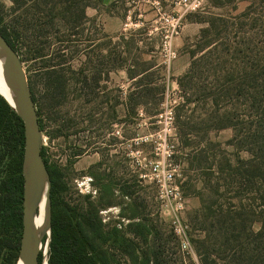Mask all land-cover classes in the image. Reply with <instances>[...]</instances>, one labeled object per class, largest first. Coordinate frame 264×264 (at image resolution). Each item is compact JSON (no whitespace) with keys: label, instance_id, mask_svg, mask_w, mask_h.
Instances as JSON below:
<instances>
[{"label":"rangeland","instance_id":"rangeland-1","mask_svg":"<svg viewBox=\"0 0 264 264\" xmlns=\"http://www.w3.org/2000/svg\"><path fill=\"white\" fill-rule=\"evenodd\" d=\"M178 1L103 0L101 5L91 0L85 10L88 21L79 27L46 28L39 38L21 27L16 52L44 124L45 158L59 182V197L77 206L80 213L92 215L95 206L104 231L115 228L126 233L133 222L148 225L155 245L166 242L164 264H199L189 224V214L199 207L198 186L189 180L193 188L184 186L186 249L172 231V212L157 199V173L160 177L176 166L179 187L187 181L183 170L191 179L195 175L192 145L179 143L173 127L176 109L183 104L176 79L189 66V53L200 55L197 46L203 42L216 41L222 55L225 41L264 39V0H226L219 6L211 0H189L187 6L177 5ZM32 3L26 0L13 10L12 0H0V26L13 20L21 24L15 18ZM172 18H180L171 39L176 57L164 62L160 43ZM213 18H223L228 27L214 20L216 27L211 29L207 21ZM208 27L207 33H201ZM121 61L124 67L134 65L138 70L154 66L149 73H154L159 94L144 106L135 104L140 89L132 84L137 80L130 81L124 70H114ZM47 62L50 69L44 66ZM51 71L60 76L58 81L54 76L48 78ZM231 137V129L208 135L210 141L234 154L226 145ZM239 156L248 158L244 151ZM155 165L158 172L153 170ZM133 212L138 216L130 220ZM6 237L13 240L14 233L8 231ZM136 241L146 249L140 238ZM7 256L4 250L0 264H6Z\"/></svg>","mask_w":264,"mask_h":264},{"label":"trees","instance_id":"trees-1","mask_svg":"<svg viewBox=\"0 0 264 264\" xmlns=\"http://www.w3.org/2000/svg\"><path fill=\"white\" fill-rule=\"evenodd\" d=\"M25 1L12 0L13 10ZM31 1L30 9L15 18L21 24L13 20L0 26V33L15 51L23 28L39 38L45 35L46 28L73 29L88 21L85 10L91 7V0ZM97 1L102 5L103 0ZM211 1L216 6L226 2ZM214 20L228 27L223 18H213L207 21L211 29L216 27ZM209 27L201 33H207ZM221 47L222 55L216 41L201 43L197 46L200 55L191 51L188 68L176 79L183 104L176 109L174 132L179 143L192 145L191 156L196 165L192 169L194 179L183 170L187 181L180 187L184 194L188 180L198 186L199 207L189 214V224L199 264H264V39L225 41ZM41 52L38 49L37 54ZM49 64L44 66L50 69ZM153 67L126 68L121 61L114 69L124 70L130 81L137 80L132 84L140 89L136 105L144 106L159 94L153 82L154 73H149ZM47 74L48 78L60 79L54 71ZM32 99L34 102L33 96ZM38 122L44 132L42 118L38 117ZM224 129L232 130L226 145L233 148L234 154L208 138L211 132ZM23 147V123L0 96V259L6 250V264L16 263L21 238ZM242 151L248 154L247 159L239 156ZM41 155L51 180L47 264L165 263L166 242L155 245L148 225L133 222L126 233L115 228L104 231L95 206L91 215L88 211L80 213L77 206L63 201L44 147ZM189 186L193 188V184ZM137 216L133 212L129 219L135 220ZM8 231L14 233L13 240L7 239ZM138 238L146 249L139 246Z\"/></svg>","mask_w":264,"mask_h":264},{"label":"water","instance_id":"water-1","mask_svg":"<svg viewBox=\"0 0 264 264\" xmlns=\"http://www.w3.org/2000/svg\"><path fill=\"white\" fill-rule=\"evenodd\" d=\"M0 74L12 103L4 100L22 121L24 129L22 231L15 264H47L51 230V180L41 155L43 135L23 63L1 33ZM42 202L43 220L37 227L35 218ZM40 255L42 259L39 261Z\"/></svg>","mask_w":264,"mask_h":264},{"label":"built area","instance_id":"built-area-1","mask_svg":"<svg viewBox=\"0 0 264 264\" xmlns=\"http://www.w3.org/2000/svg\"><path fill=\"white\" fill-rule=\"evenodd\" d=\"M189 0H179L177 5L187 6ZM196 7H191L195 10ZM170 19V18H168ZM166 20L167 23L170 20ZM180 18H172L173 23H170V28L165 31L163 38L160 43V54L162 55L164 62H170L176 57V53L172 47V36L176 34V29L178 28V22ZM154 172H158V166L153 167ZM178 169L174 166L171 169H167L162 172L159 177L156 174V187H157V199L162 204L163 207L168 208L172 212L170 217V224L172 231L175 236L179 239L180 246L183 249L189 247L188 239L186 236L187 225L183 223L182 216L186 210V200L183 196L180 187L176 184V176Z\"/></svg>","mask_w":264,"mask_h":264},{"label":"bare ground","instance_id":"bare-ground-1","mask_svg":"<svg viewBox=\"0 0 264 264\" xmlns=\"http://www.w3.org/2000/svg\"><path fill=\"white\" fill-rule=\"evenodd\" d=\"M0 95L5 98V100L8 102V103H12L11 102V98L9 96V93L7 91V89L5 88L4 84H3V81H2V78H1V74H0ZM42 220H43V202L39 205V208H38V215L37 217L35 218V225L37 227H39L42 223Z\"/></svg>","mask_w":264,"mask_h":264},{"label":"crops","instance_id":"crops-1","mask_svg":"<svg viewBox=\"0 0 264 264\" xmlns=\"http://www.w3.org/2000/svg\"><path fill=\"white\" fill-rule=\"evenodd\" d=\"M185 68H186V67H183V70H182V72L186 71V70H185Z\"/></svg>","mask_w":264,"mask_h":264}]
</instances>
